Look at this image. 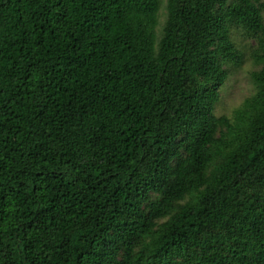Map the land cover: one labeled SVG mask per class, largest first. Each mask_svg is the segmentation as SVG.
<instances>
[{
	"label": "trees",
	"instance_id": "obj_1",
	"mask_svg": "<svg viewBox=\"0 0 264 264\" xmlns=\"http://www.w3.org/2000/svg\"><path fill=\"white\" fill-rule=\"evenodd\" d=\"M161 1L0 0V264H264V0Z\"/></svg>",
	"mask_w": 264,
	"mask_h": 264
},
{
	"label": "rangeland",
	"instance_id": "obj_2",
	"mask_svg": "<svg viewBox=\"0 0 264 264\" xmlns=\"http://www.w3.org/2000/svg\"><path fill=\"white\" fill-rule=\"evenodd\" d=\"M165 6L166 0H162L159 18L160 27L165 20ZM160 27L159 30H161ZM234 41L242 53L243 63L239 67L234 65H228L226 67L228 79L221 88L220 101L214 112L217 116L223 115L230 118L233 115V111L255 92L256 88L252 82L251 74L260 69L251 57L253 41L237 33L234 36Z\"/></svg>",
	"mask_w": 264,
	"mask_h": 264
}]
</instances>
